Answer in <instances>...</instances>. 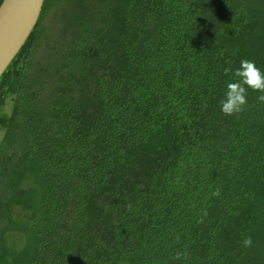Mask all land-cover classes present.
Segmentation results:
<instances>
[{"label":"trees","instance_id":"obj_1","mask_svg":"<svg viewBox=\"0 0 264 264\" xmlns=\"http://www.w3.org/2000/svg\"><path fill=\"white\" fill-rule=\"evenodd\" d=\"M242 59L264 0H45L0 79V264H264V103L220 108Z\"/></svg>","mask_w":264,"mask_h":264},{"label":"water","instance_id":"obj_2","mask_svg":"<svg viewBox=\"0 0 264 264\" xmlns=\"http://www.w3.org/2000/svg\"><path fill=\"white\" fill-rule=\"evenodd\" d=\"M45 0H3L0 6V79L36 27Z\"/></svg>","mask_w":264,"mask_h":264},{"label":"clouds","instance_id":"obj_3","mask_svg":"<svg viewBox=\"0 0 264 264\" xmlns=\"http://www.w3.org/2000/svg\"><path fill=\"white\" fill-rule=\"evenodd\" d=\"M224 74L230 75L231 79L226 85L224 98L220 101L221 112L225 116H234L243 113L248 103V91L259 92L258 102L264 103V71L258 68L254 61L242 59L240 66L235 70L232 67L224 69ZM213 196L219 197L221 191L217 188ZM206 216L207 213L205 212ZM203 222L202 220L200 221ZM252 238L249 236L243 240V247L251 248ZM181 254L177 253L175 259H180Z\"/></svg>","mask_w":264,"mask_h":264},{"label":"rangeland","instance_id":"obj_4","mask_svg":"<svg viewBox=\"0 0 264 264\" xmlns=\"http://www.w3.org/2000/svg\"><path fill=\"white\" fill-rule=\"evenodd\" d=\"M51 46H47L49 49ZM10 100L7 101L6 106L3 105L1 109H3V112L6 114H9L12 110V104H10ZM4 131L0 126V145L2 144V137H3ZM17 218L13 219V223L9 225V228L5 234V243H2V249L1 252H8L15 250L16 252H19L21 249H24L26 242H28V239L30 238V235L27 231H23L22 226L24 222L27 220L25 214L18 209L17 210ZM15 214V211H14ZM13 214V216H14ZM4 228L0 227V232L3 231Z\"/></svg>","mask_w":264,"mask_h":264}]
</instances>
